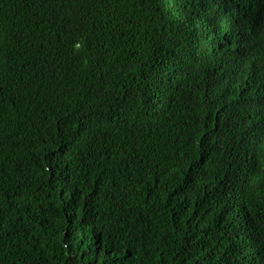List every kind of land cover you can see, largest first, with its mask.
Wrapping results in <instances>:
<instances>
[{
  "label": "trees",
  "instance_id": "obj_1",
  "mask_svg": "<svg viewBox=\"0 0 264 264\" xmlns=\"http://www.w3.org/2000/svg\"><path fill=\"white\" fill-rule=\"evenodd\" d=\"M261 64L264 0H0V264H264Z\"/></svg>",
  "mask_w": 264,
  "mask_h": 264
},
{
  "label": "clouds",
  "instance_id": "obj_2",
  "mask_svg": "<svg viewBox=\"0 0 264 264\" xmlns=\"http://www.w3.org/2000/svg\"><path fill=\"white\" fill-rule=\"evenodd\" d=\"M263 65L253 66V71L248 74L252 82L247 86L245 93H248V98L255 102H264V68H261ZM235 140L239 141V148L230 151L229 148H232ZM226 149L234 156L230 165L242 163L255 181L264 182V120L259 121L254 128H250L246 134L238 132L237 137L232 135L228 138ZM229 173L227 172V177L224 176L223 178H227L230 184L233 181L230 179ZM243 175L245 174L243 173ZM238 215L246 216L242 211Z\"/></svg>",
  "mask_w": 264,
  "mask_h": 264
},
{
  "label": "bare ground",
  "instance_id": "obj_3",
  "mask_svg": "<svg viewBox=\"0 0 264 264\" xmlns=\"http://www.w3.org/2000/svg\"><path fill=\"white\" fill-rule=\"evenodd\" d=\"M262 116H263V118H264V112H263V114H261Z\"/></svg>",
  "mask_w": 264,
  "mask_h": 264
}]
</instances>
